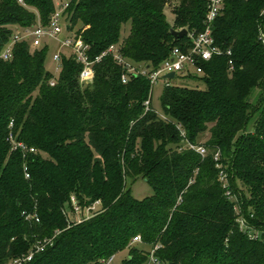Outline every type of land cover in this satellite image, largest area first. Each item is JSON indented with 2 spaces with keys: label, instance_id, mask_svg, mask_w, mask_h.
Segmentation results:
<instances>
[{
  "label": "trees",
  "instance_id": "trees-1",
  "mask_svg": "<svg viewBox=\"0 0 264 264\" xmlns=\"http://www.w3.org/2000/svg\"><path fill=\"white\" fill-rule=\"evenodd\" d=\"M65 1L71 27L91 45L92 57L120 44L125 57L152 67L174 46L190 43L188 36L175 40L172 29H203L208 5ZM55 10V0H0V50L17 29L45 25ZM263 10L264 0H225L213 33L216 44L232 50L233 69L225 54L205 62L204 75L193 77L204 86H164L161 111L152 100L146 108L148 77L123 83L112 56L95 65L94 83L84 87L83 65L73 57L63 53L55 75L46 67L49 45L32 51L29 41L17 42L13 57L0 59V264L57 231L54 244L25 264H101L124 249L129 254L120 264H146L156 244L166 264H264V237H250L248 228L264 235ZM11 131L38 152L13 151ZM186 140L204 145L206 154ZM139 178L153 194L133 195L131 184ZM236 178L248 192L239 195L243 205L232 192L241 191ZM72 195L82 206L100 200L101 208L82 222L70 221L65 210ZM138 234L142 243L134 245Z\"/></svg>",
  "mask_w": 264,
  "mask_h": 264
},
{
  "label": "built area",
  "instance_id": "built-area-1",
  "mask_svg": "<svg viewBox=\"0 0 264 264\" xmlns=\"http://www.w3.org/2000/svg\"><path fill=\"white\" fill-rule=\"evenodd\" d=\"M225 0H208L207 10L204 18V27L200 31H189L188 36L190 43L182 46H174L169 56L163 60V62L157 66L152 67L143 62H135L124 56L120 44H111L101 53L91 56V45L87 43L83 36L79 33L77 27H71L69 22V14L67 8L69 6L68 1L56 3V10L52 13L49 22L45 25L37 24L33 27H29L25 30H16L11 40L0 50V59L9 60L14 55V48L17 42L27 40L31 43L32 47L39 48L44 45L46 38L58 39L60 42V50L53 54V61L56 63V72L59 73L62 64L61 48L68 49L66 53L68 56L73 57L77 62L83 65L79 73V82L82 86H90L94 83L95 79V65L99 63L104 57L112 56L115 62L123 69L121 74V80L123 83L129 82L134 77L146 76L150 80V97L145 101L146 108L150 106L152 100V91L154 86L158 83L159 79H163L164 86L172 84V79L179 76L180 78L199 77L204 75L203 64L209 62L218 55L229 56V67L233 69V59L231 49H223L215 42L213 28L216 19L222 13ZM264 13V10H263ZM69 27V28H68ZM259 39L264 46V25L261 27ZM47 45V44H46ZM64 51V50H63ZM174 72V78L166 77L165 75ZM56 75V74H55ZM55 78L51 80V84L54 85ZM175 84V83H174ZM164 118L165 116L162 115ZM12 122L10 126H12ZM184 132L182 135L184 136ZM8 141L11 143V149L13 151L22 150L24 155L26 153H37L38 149L33 146H28L24 142L19 141L14 133L11 131L8 135ZM188 147L195 149L202 155L206 154V147L204 145H196L189 141H185ZM215 160H219L220 154H215ZM217 167L220 168V179L224 183V187H227V174L222 168V164L218 161ZM25 177L29 179L31 173L29 166L25 163L24 166ZM231 192L228 190L227 192ZM231 195V194H230ZM182 198H179L178 202H181ZM71 209L79 215L76 222H82L95 215L101 208V201L96 200L93 203L82 206L75 195L71 196ZM99 206L98 209L96 206ZM66 213V212H65ZM67 214V213H66ZM26 219H35L39 221V217L36 214H27ZM240 222L245 225V220L241 217ZM249 228L250 237H257V230L251 227ZM60 231L55 232L52 236H46L41 239H37L30 251L18 258L10 260L7 264H25L31 261L36 253L44 251L48 246L54 244V240ZM132 244L142 243L141 235L133 237ZM161 245L156 244L150 249L149 264H166L157 254L156 251ZM115 255L110 256L107 259H102L101 264H113Z\"/></svg>",
  "mask_w": 264,
  "mask_h": 264
},
{
  "label": "rangeland",
  "instance_id": "rangeland-1",
  "mask_svg": "<svg viewBox=\"0 0 264 264\" xmlns=\"http://www.w3.org/2000/svg\"><path fill=\"white\" fill-rule=\"evenodd\" d=\"M64 1L65 0H55L56 3L64 2ZM166 15H167L168 21L171 24H173L174 16H173L171 9L169 7L166 9ZM177 30H180V29H177ZM129 31H130V25L127 24L124 26V29L122 32L123 38L128 36ZM46 44L49 45L48 52H47V59H46V67L49 70H51L54 74L58 75L59 73L55 71L56 70V63L53 61V54L55 52H57L58 50H60V49H58V48H60V42L58 39L46 38L44 40L43 46H45ZM31 49H32V51H34L37 48L31 47ZM61 51L67 53L69 50L61 48ZM172 82L175 84L189 86V87H203L204 86L203 83L199 82L198 80L191 79V78H180L179 76L172 79ZM163 88H164V81L161 78V79H159L158 83L154 86L152 94H151L153 106L157 110H160V111H161L160 96H161V93L163 91ZM203 141H205V139H203ZM235 183H236V185H235L236 189H238V187H241V183H240L239 179L236 178ZM131 187H132V193L136 198H143V197H146L148 195L153 194L152 187L144 179H141V178L134 181L131 184ZM243 188L241 187V191H239V192L234 191V189L232 190L233 193L238 194L241 205H243L242 200H244V198H242L239 195H241L243 193V191H245L246 195H248L247 190L245 188H244V190H242ZM98 207L99 206L97 205L96 208L98 209ZM248 209H251V208L248 207ZM65 212L67 213V217L69 218L70 221H75V220L77 221V217H79V215L76 214V212H74L71 209L70 205L66 206ZM258 234H259V236H261V238L264 237L262 232L258 231ZM135 244H138V243H134V245ZM128 254H129L128 249H124L122 251L117 252L115 254V260H114L113 264H120L122 262V260L128 256ZM146 264H149V263H146Z\"/></svg>",
  "mask_w": 264,
  "mask_h": 264
},
{
  "label": "water",
  "instance_id": "water-1",
  "mask_svg": "<svg viewBox=\"0 0 264 264\" xmlns=\"http://www.w3.org/2000/svg\"><path fill=\"white\" fill-rule=\"evenodd\" d=\"M171 32H172L175 40L183 38L184 36H186L188 34V30L186 28H183V29H180V30L172 29ZM165 76L169 77V78H174L175 73L174 72H170V73L166 74Z\"/></svg>",
  "mask_w": 264,
  "mask_h": 264
},
{
  "label": "crops",
  "instance_id": "crops-1",
  "mask_svg": "<svg viewBox=\"0 0 264 264\" xmlns=\"http://www.w3.org/2000/svg\"><path fill=\"white\" fill-rule=\"evenodd\" d=\"M242 217V216H241ZM241 217H240V219H241Z\"/></svg>",
  "mask_w": 264,
  "mask_h": 264
}]
</instances>
